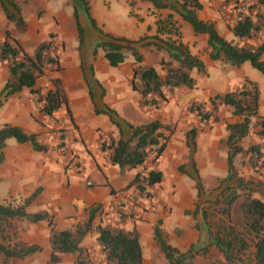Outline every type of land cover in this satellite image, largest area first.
<instances>
[{
	"label": "crops",
	"instance_id": "crops-1",
	"mask_svg": "<svg viewBox=\"0 0 264 264\" xmlns=\"http://www.w3.org/2000/svg\"><path fill=\"white\" fill-rule=\"evenodd\" d=\"M85 1L87 14L77 6L83 27V41L78 50L71 0H0V40L8 31L28 55H32L42 41H50L56 46L59 70H45L32 88L44 94L53 88L50 78L57 77L66 99V105H60L52 113L51 121L41 115L32 103V88L22 87L2 100L0 125L9 123L34 134L36 143L43 145L44 149L34 150L29 142L18 143L13 138L5 140L0 163V204L16 205L35 194L26 211H46L56 230L74 229L89 217L92 225H110L124 232L133 230L138 235L141 264H168L154 238L155 227L161 238L177 252L185 254L191 251L182 263L208 264L213 259L224 261L222 253L211 242L207 229L205 233L200 230L198 223L203 219L199 210H194L198 195L194 178L178 167L186 159L193 161L186 142L189 143L187 131L192 129L194 117L185 109L193 101L211 109L209 100L214 95L237 88L247 78L258 87L257 117L264 116V76L258 71L263 77L259 78L247 61L231 66L209 59L207 34L194 33L190 24L172 8H156L150 0ZM175 1L167 2L173 5ZM224 1L199 0L201 8L196 11L197 18L212 23L217 33L227 41L255 45L258 38L239 39L233 35L228 21L235 8L231 2L225 4ZM88 19L93 20L95 27ZM19 20L21 23H17ZM104 34L132 41L143 38L141 42L149 43L156 37L159 46L162 44L159 40L180 43L202 62L204 70H189L195 81L192 89L179 87L171 93L163 88L165 100L153 97L156 98V107L143 106L140 94L130 85L135 65L131 53L124 51V60L116 66L108 64L101 47L92 54L93 45L106 40ZM72 40L68 46L67 42ZM141 42L137 44V50L142 55V65L154 67L159 75L164 71L158 63L160 60L177 65L162 45L156 49L154 43L144 45ZM261 59L264 61V52ZM7 78L6 62H1L0 90ZM215 103L214 116L197 124L202 127L198 137L204 155L203 175L220 184L227 175L225 125L226 122L238 121L240 117L233 115L228 105L217 100ZM152 120L161 124L158 130L166 137L164 149L156 160L151 161L148 155L142 165L135 167L111 164L108 159L110 142L119 138L127 140L131 127ZM58 127L69 133L67 144L61 150L55 148ZM241 140L238 144L244 151ZM75 159L80 163L78 170L71 167ZM152 168L161 174L159 182L149 186L155 200L146 204L140 202L139 212L117 218L113 214L114 203L134 189L128 184L136 173ZM87 181L90 184H86ZM16 219L19 220L18 231L8 232L4 226L3 233H8L13 242L36 245L40 249L21 258H4L0 254V264H50L47 220L30 222L24 218H13ZM79 247V253H59L58 262L51 264H75L81 256H86V264H107L95 231L87 232Z\"/></svg>",
	"mask_w": 264,
	"mask_h": 264
},
{
	"label": "trees",
	"instance_id": "trees-1",
	"mask_svg": "<svg viewBox=\"0 0 264 264\" xmlns=\"http://www.w3.org/2000/svg\"><path fill=\"white\" fill-rule=\"evenodd\" d=\"M167 1L150 0L156 8L169 7L176 11L183 20L190 24L194 33H206L209 59L219 60L231 66H239L247 61L252 68L264 76V61L261 59V55L264 52V0L224 1L225 4L231 2L233 7L238 4L246 7V13L238 16L237 21L230 28L233 35L239 39L258 38L259 40L255 45L247 43L237 44L227 41L217 33L212 23L199 20L196 16V11L201 8L199 0H176L173 5H169ZM71 2L79 50L83 41V27L78 18L77 6H81L85 14H87V6L85 0H71ZM12 6L15 8L13 4ZM88 21L92 27H95L92 19H88ZM104 35L106 40L94 44L92 54L95 53L97 47H101L108 64L116 66L124 60V51L131 53L135 65L132 68L130 85L132 90L140 94V104L143 106L152 105L156 107V98L153 97H157V100L160 101L165 100V96L162 93L163 88L171 93L179 87L192 89L195 81L190 76L189 70L192 68L198 72H203L204 70L202 62L194 55H191L186 46L180 43L175 44L159 40L170 58L177 62V65L173 66L170 61L160 60L158 63L162 65L164 71L162 75H159L154 67L141 64L142 55L137 50V44L143 41V38L132 41L110 34ZM157 39L154 37L152 38L153 42L149 43L146 41L141 42V44L154 43L155 48L158 49L161 45H157ZM50 50L52 51L51 42L42 41L37 44L32 55H28L16 40L10 36L8 31L4 32V36L0 40V63L6 62L8 78L0 90V105L4 98L18 92L22 87L32 88L36 79L44 73L47 65H55V70H59L57 58ZM50 81L53 88L48 89L44 94H40L38 89L32 88V94L36 95L34 99L39 102L37 111L46 117H50L60 105H66L59 78H50ZM216 100L219 103L228 105L231 108V113L240 117L238 121L226 123L225 125L227 131L225 137L227 175L220 181V184L227 180L234 181L235 189H239L240 192H236V190L229 191V188H225L222 189L219 195L223 203L221 213L225 220L216 230L207 229L206 232L210 235L211 242L217 250L222 253L224 261L213 259L208 264H245L240 255L247 253L249 246L252 247L251 252L249 251L252 257L251 264H264V202L252 195L253 189L250 187V182L237 176L232 164L234 155L242 151L238 141L247 135L251 118L257 117L259 100L257 84L245 78L237 88L223 94L214 95L209 100L212 105L211 112L216 108ZM191 105L198 109L197 114L200 115L202 120L210 116L208 113L199 111L203 103L193 102ZM189 111H193V108H189ZM259 119L257 134L264 137V116H260ZM160 126L161 124L157 120L135 127L129 126L132 131L127 140L119 138L110 142V152L108 154L110 163L119 167L142 165L152 148H154L155 154L151 161L156 160L164 149L166 142V137L158 130ZM193 132L194 129H190L187 133L188 138H190L189 143L192 146ZM8 138H13L18 143L29 142L34 150L44 149L43 145L36 143L34 134L26 133L19 126L3 123L0 125V163L3 158L2 147ZM246 151L254 156H259L260 152L255 145L249 147ZM190 162L193 166L194 163L191 158ZM160 176V172L153 168L143 173L138 172L128 184V187L132 186L142 192L144 186L149 187L159 182ZM193 178L197 194L200 195L201 186L195 168H193ZM34 195L30 194L16 205L0 204V254L4 258H21L40 249L36 245L26 246L18 242L11 244L6 242L8 238L3 232L7 221L13 218H24L30 222L47 220L49 226L48 241L51 249L48 259L50 264L58 262L59 253H79V242L90 230L95 231L97 234V243L107 264H141L140 246L138 235L135 231L124 232L110 225H92L90 217L85 222L75 225L74 229L56 230L46 211L33 213L26 211L25 208ZM194 210L197 212L199 208L196 206ZM201 218L203 220L206 219L205 213L201 214ZM154 238L164 253L168 264H188L182 263V260L189 257L191 251H187L185 254L177 252L175 248L169 246L161 238L160 232L156 227L154 228ZM85 258L86 256H81L75 261V264H86Z\"/></svg>",
	"mask_w": 264,
	"mask_h": 264
},
{
	"label": "rangeland",
	"instance_id": "rangeland-1",
	"mask_svg": "<svg viewBox=\"0 0 264 264\" xmlns=\"http://www.w3.org/2000/svg\"><path fill=\"white\" fill-rule=\"evenodd\" d=\"M72 43H73V40L71 42H67V45L70 46ZM51 45H52V51L50 50L51 53L57 56L56 54H57L58 48L54 46L53 44ZM77 47H78V44H77ZM84 67L86 69V66ZM55 68H56L55 65H47L46 68L44 69V72L45 70L57 71L55 70ZM252 70L256 72V74H258L259 78L260 76L261 78H263L262 75L258 71H256L255 69H252ZM209 72L211 73L212 71L210 70ZM51 78H54V77H51ZM193 102L201 103V102H196V101H193ZM193 102H190L186 106L185 110L187 113L191 114L192 117H194V123H193V126L191 127L192 129H194L193 137H192V140L194 142L193 149L191 148L192 146L186 142L188 151L189 153H191V157L194 161V166L192 167V165H190V161L186 159V161L178 165V167H181L183 171H185L187 174H190V177L192 179H193V168L199 171V173L197 174L199 178V184L201 186V194L196 195L195 203L197 204L199 208V212H200L199 214L205 213L206 215V219L198 223L202 233H205L206 229L211 230V231L216 230L225 220L221 213L222 212L221 208L223 207V203L221 201V196H219L222 189L229 188L228 189L229 191L236 190V192H240V190L235 189L234 181L227 180V181H224L222 184H219L217 180H212V179L208 180L206 179L205 175H203L204 168H205L204 161H203L204 155L202 154L203 148L200 145V138L198 137L199 134H201L200 132L202 130V127H200L197 124L198 121L200 122L203 120L200 118V115L197 114L198 112L195 111L196 110L195 106L191 105V103ZM189 108H193V111H189ZM202 108H205V106L203 105L200 107L199 109L200 112L208 113L210 116H214V112L210 111L211 110L210 107L205 109L208 111H204ZM259 121H260L259 117L251 118L249 133L247 134L246 137H244L241 140L242 144L245 146V150L234 155L232 159V164H233V167L235 166V172L237 176H240L245 181L250 182V187L253 189L252 195L263 200L264 199V137H261L257 134V131L259 130ZM165 126H170V125H165ZM196 142H197V145H196ZM254 145L257 146L260 151L259 156L258 155L254 156L252 154L250 155V153L246 151V148H248L249 146H254ZM154 154L155 153H152V155L151 153L149 154L150 160L152 159ZM189 156L190 155L188 154L187 157L189 158ZM18 221H19L18 219L16 220L12 219L11 221L8 220L7 224L5 225L8 229L7 231L8 232L14 231L16 233V231H18V228H17ZM6 236L8 238L7 242L11 244L14 239L12 238L11 240L10 235L8 233L6 234ZM250 255L251 254L249 251H247V253H244L243 257L241 258L243 263L249 264V262H251Z\"/></svg>",
	"mask_w": 264,
	"mask_h": 264
},
{
	"label": "built area",
	"instance_id": "built-area-1",
	"mask_svg": "<svg viewBox=\"0 0 264 264\" xmlns=\"http://www.w3.org/2000/svg\"><path fill=\"white\" fill-rule=\"evenodd\" d=\"M234 15L233 17L228 21V25L232 26L233 24H235V22L237 21L238 16L240 15H244L246 13V7L243 5H237L234 7ZM35 96H32V103L34 104V106L39 107V102L35 101ZM204 111H208L205 110V108H202ZM197 111V109L195 110ZM49 121L52 120V118L47 117ZM62 130V131H61ZM57 134H56V143H55V148H57L58 150L63 149V147L67 144L68 141V132L66 131V129L64 130V128L62 127H58L57 128ZM160 141V140H159ZM162 141V139H161ZM154 148H152V151L148 153V155L151 153H154ZM149 157V156H148ZM79 160L75 159V162L73 161L71 164L72 169L74 170H78L79 169ZM86 184H90V182H86ZM155 200V196L154 194L150 191L148 186H144V190L142 192H139L137 189H132L130 192H128V194H126L123 198L117 200L114 203V208H113V214L117 217L120 218L122 216H131L136 214L137 212H139L140 210V202H145L146 203H151Z\"/></svg>",
	"mask_w": 264,
	"mask_h": 264
}]
</instances>
